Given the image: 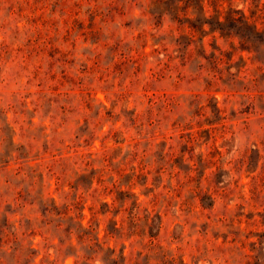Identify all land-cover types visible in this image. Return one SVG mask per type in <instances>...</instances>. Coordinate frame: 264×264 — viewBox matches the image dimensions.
<instances>
[{
    "label": "rangeland",
    "instance_id": "374dc122",
    "mask_svg": "<svg viewBox=\"0 0 264 264\" xmlns=\"http://www.w3.org/2000/svg\"><path fill=\"white\" fill-rule=\"evenodd\" d=\"M151 3L0 0V264H264V41Z\"/></svg>",
    "mask_w": 264,
    "mask_h": 264
},
{
    "label": "trees",
    "instance_id": "16d2710c",
    "mask_svg": "<svg viewBox=\"0 0 264 264\" xmlns=\"http://www.w3.org/2000/svg\"><path fill=\"white\" fill-rule=\"evenodd\" d=\"M261 2V0H256ZM225 0H152L150 14L155 18L163 19L170 15L172 20L179 25V28H188L190 30L189 39L195 41V33L200 32L202 42V52H205L203 40L206 35L219 34L222 38H238L242 45L263 42L264 22L262 19V10L257 5V10L252 11L248 16L242 9L223 7ZM251 52V48H245ZM216 50H220L217 48ZM160 54V53H159ZM223 54V53H221ZM213 64L219 66L223 58L212 54ZM220 112V111H219ZM83 228L82 222L78 223ZM86 234H91L87 233ZM85 234L80 238L84 240ZM88 240H98L88 236ZM97 245V244H96Z\"/></svg>",
    "mask_w": 264,
    "mask_h": 264
}]
</instances>
